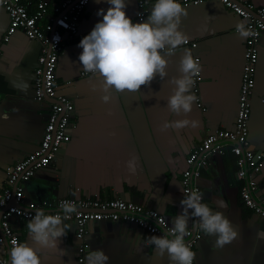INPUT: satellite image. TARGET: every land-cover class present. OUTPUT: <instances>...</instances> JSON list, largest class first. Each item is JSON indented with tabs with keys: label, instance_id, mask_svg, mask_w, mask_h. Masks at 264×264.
Masks as SVG:
<instances>
[{
	"label": "crops",
	"instance_id": "obj_1",
	"mask_svg": "<svg viewBox=\"0 0 264 264\" xmlns=\"http://www.w3.org/2000/svg\"><path fill=\"white\" fill-rule=\"evenodd\" d=\"M249 1L264 6V0ZM153 2L150 0L148 10ZM185 6L188 15L181 28L189 40L169 57L168 76H156L150 84L141 85L139 92L113 91L112 99L105 103L100 81L91 73L82 75L79 62V41L102 18L97 16L98 9L108 7L107 0L90 1L78 34L66 36L57 68L58 93L75 105L72 138L53 166L38 170L25 183L24 204L31 206L62 197H122L156 209L170 223L182 210V174L188 167L189 154L207 134L235 126L247 39L237 34L236 26L243 18L222 2L210 0ZM139 11L138 1L128 0L127 13L133 20L139 19ZM9 24L10 16L0 4V188L6 186L7 168L40 146L49 112V103L38 101L34 92L41 43L22 30L5 41ZM184 48H191L203 66L199 92L193 87L203 106L197 99L187 113L199 124L195 128L161 130L164 121L183 115L169 111L167 97L174 87L171 78L181 74L179 60ZM258 48L249 141L252 148L264 152V34ZM132 156L138 164L135 173L126 166ZM258 180L264 193V168ZM198 184L205 202L228 216L239 232L236 239L219 249L212 246L215 237L203 233L195 248V264H264V236L258 235L264 233V220L241 200L235 156L230 152L212 155ZM164 196H170V200ZM10 220L21 242L34 243L27 229L29 219L12 216ZM66 223L67 234L61 238L59 248H41V264H79L77 225L71 220ZM87 229L86 257L92 249H103L110 257L108 264H169L167 254L162 256L154 246L144 243L152 234L136 224L102 220L89 223ZM2 257H9L6 244H0Z\"/></svg>",
	"mask_w": 264,
	"mask_h": 264
},
{
	"label": "built area",
	"instance_id": "obj_2",
	"mask_svg": "<svg viewBox=\"0 0 264 264\" xmlns=\"http://www.w3.org/2000/svg\"><path fill=\"white\" fill-rule=\"evenodd\" d=\"M90 1L0 0V4L10 16L5 41H8L17 30H22L30 39L41 43L39 65L35 69L34 92L38 101L49 103L47 122L40 146L7 168L6 186L0 188V244H6L9 248V257L0 258V264H10V249L15 243L21 242L20 235L13 228L10 218L19 216L30 219L37 208L44 209L46 213L55 214L60 211L63 200L72 201L77 205V212L72 213L68 220L75 221L77 225L76 235L80 240L79 264H84L86 261L87 228L91 222L121 220L136 224L155 235L164 234L171 228V223L156 209L122 197L106 200L90 197H62L44 200L31 206L24 204L25 183L35 176L38 170L53 166L60 150L72 138V130L75 127L73 119L75 105L70 98L58 93L57 68L66 36L72 38L78 34L82 16ZM137 1L140 7L139 13L146 16L150 0ZM206 1L210 0H183V3L190 5ZM218 1L241 16L252 30V35L246 39V63L239 110L233 129H216L207 134L192 150L188 156V167L182 174V186L183 189L197 190L203 194L198 184L202 169L210 164L212 155H224L230 152L237 162V177L241 181V200L246 207L254 210L264 220V193H261L258 180L264 168V152L252 148L249 141L251 98L255 92V70L259 58L258 42L264 34V6H258L249 0ZM138 18L140 19V16ZM57 35L58 40L55 39ZM196 45L197 43H193V46ZM1 55L0 49V57ZM87 74L89 73L82 72V75ZM202 79L201 71L199 77L195 78L193 86L196 93L199 92ZM198 105L203 106L200 98H198ZM13 201H16V204ZM203 201L205 202L204 194ZM202 236L203 232L200 229L191 227L185 239L195 251Z\"/></svg>",
	"mask_w": 264,
	"mask_h": 264
},
{
	"label": "clouds",
	"instance_id": "obj_3",
	"mask_svg": "<svg viewBox=\"0 0 264 264\" xmlns=\"http://www.w3.org/2000/svg\"><path fill=\"white\" fill-rule=\"evenodd\" d=\"M107 5V9H98L97 16L102 18L78 44L82 49L79 54L81 68L100 81L101 99L105 103L112 99L113 91L139 92L141 85L150 84L156 76L167 77L169 57L189 40L181 28L183 18L188 15L183 0H154L146 17L138 13L140 19L137 20L127 13L128 0H107ZM236 28L241 38L252 35L246 21H240ZM202 67L193 50L184 48L179 60L181 74L171 78L174 87L167 97L169 111L176 116L183 115L164 121L161 130L198 126L199 121L187 113L193 110L198 99L193 86ZM126 166L129 172L135 173L138 168L136 157L128 159ZM183 191L182 210L172 218L171 228L161 235H149L144 241L147 246H154L160 255L167 254L169 264H194L196 252L185 239L190 227L214 236L212 246L217 249L231 243L239 232L228 216L203 201L201 192ZM164 197L166 201L170 200V196ZM75 212L77 205L69 200L61 201L60 211L55 214L37 208L27 223L34 243H15L10 249V264H41V248H59L61 238L67 234L66 221ZM258 235L264 236V233ZM109 259L103 249H92L87 254L86 264H108Z\"/></svg>",
	"mask_w": 264,
	"mask_h": 264
},
{
	"label": "water",
	"instance_id": "obj_4",
	"mask_svg": "<svg viewBox=\"0 0 264 264\" xmlns=\"http://www.w3.org/2000/svg\"><path fill=\"white\" fill-rule=\"evenodd\" d=\"M49 101H51V99H48ZM8 246V245H7Z\"/></svg>",
	"mask_w": 264,
	"mask_h": 264
}]
</instances>
